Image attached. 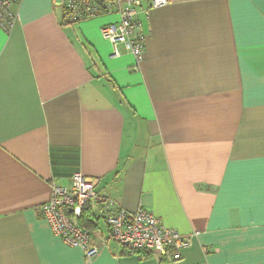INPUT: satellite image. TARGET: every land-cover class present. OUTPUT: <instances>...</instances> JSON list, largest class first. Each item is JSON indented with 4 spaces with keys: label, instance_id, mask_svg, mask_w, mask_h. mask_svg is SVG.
I'll list each match as a JSON object with an SVG mask.
<instances>
[{
    "label": "crops",
    "instance_id": "crops-1",
    "mask_svg": "<svg viewBox=\"0 0 264 264\" xmlns=\"http://www.w3.org/2000/svg\"><path fill=\"white\" fill-rule=\"evenodd\" d=\"M63 3L0 27V264H264V0H142L139 65L102 39L117 14L64 25ZM76 174L190 247L133 254L87 222L93 200L87 261L39 212Z\"/></svg>",
    "mask_w": 264,
    "mask_h": 264
},
{
    "label": "built area",
    "instance_id": "built-area-1",
    "mask_svg": "<svg viewBox=\"0 0 264 264\" xmlns=\"http://www.w3.org/2000/svg\"><path fill=\"white\" fill-rule=\"evenodd\" d=\"M23 0H0V27L3 31L12 30L19 21L12 12V5ZM146 13L161 9L170 0H147ZM64 25L77 24L102 15L117 14L119 20L101 27L102 39L107 40L119 55L123 46L139 64L145 58L146 37L141 33L138 21L142 0H64ZM99 181L76 174L69 188L52 186L50 201L40 208L42 218L47 221L51 231L72 248H80L85 259L91 261L100 254L99 247L92 241L90 230L81 225L86 209L93 200L99 203V214L88 219V223L98 226L102 220L110 234V240L117 246L125 247L133 253H154L158 256L172 255L174 260L182 258L181 252L190 247V237L182 236L173 229L165 227L159 219L144 209L129 213L118 209L117 204L105 197H99L96 187ZM77 221L79 224L72 223Z\"/></svg>",
    "mask_w": 264,
    "mask_h": 264
},
{
    "label": "trees",
    "instance_id": "trees-1",
    "mask_svg": "<svg viewBox=\"0 0 264 264\" xmlns=\"http://www.w3.org/2000/svg\"><path fill=\"white\" fill-rule=\"evenodd\" d=\"M83 218H87V216H86V214L84 215V217ZM85 220V219H84ZM82 223V222H81ZM85 226V225H84ZM86 227V226H85ZM92 227V226H91ZM129 251V250H128ZM131 253H133V252H131ZM136 253V252H135ZM135 253H133V254H135ZM137 254H139V253H137Z\"/></svg>",
    "mask_w": 264,
    "mask_h": 264
}]
</instances>
